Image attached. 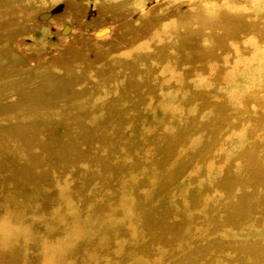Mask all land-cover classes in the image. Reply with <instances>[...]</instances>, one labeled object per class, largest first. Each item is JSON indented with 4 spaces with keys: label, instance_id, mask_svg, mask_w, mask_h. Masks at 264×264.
Masks as SVG:
<instances>
[{
    "label": "rangeland",
    "instance_id": "1",
    "mask_svg": "<svg viewBox=\"0 0 264 264\" xmlns=\"http://www.w3.org/2000/svg\"><path fill=\"white\" fill-rule=\"evenodd\" d=\"M0 264H264V0H0Z\"/></svg>",
    "mask_w": 264,
    "mask_h": 264
}]
</instances>
